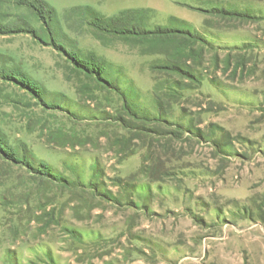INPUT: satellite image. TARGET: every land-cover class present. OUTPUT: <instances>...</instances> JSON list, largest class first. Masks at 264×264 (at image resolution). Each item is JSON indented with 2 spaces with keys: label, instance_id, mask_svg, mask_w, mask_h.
Instances as JSON below:
<instances>
[{
  "label": "rangeland",
  "instance_id": "1",
  "mask_svg": "<svg viewBox=\"0 0 264 264\" xmlns=\"http://www.w3.org/2000/svg\"><path fill=\"white\" fill-rule=\"evenodd\" d=\"M0 264H264V0H0Z\"/></svg>",
  "mask_w": 264,
  "mask_h": 264
},
{
  "label": "trees",
  "instance_id": "2",
  "mask_svg": "<svg viewBox=\"0 0 264 264\" xmlns=\"http://www.w3.org/2000/svg\"><path fill=\"white\" fill-rule=\"evenodd\" d=\"M45 5L44 3H42ZM86 12H88L93 21L94 26L96 28H102L104 32L112 33L120 37H128L134 36L137 38L142 39H153L156 37H165L169 38L172 36H188L190 37L191 34L186 31H177L171 29H161L160 27H156L153 30H143L141 29L139 22H137L136 15L141 14V10L139 9H132V10H125L120 12L115 17H105L102 15L97 14L90 8H85ZM198 39V37H194ZM98 75L100 74L96 71Z\"/></svg>",
  "mask_w": 264,
  "mask_h": 264
}]
</instances>
